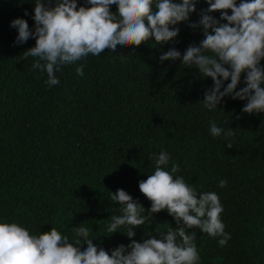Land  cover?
Returning <instances> with one entry per match:
<instances>
[{
    "label": "trees",
    "instance_id": "trees-1",
    "mask_svg": "<svg viewBox=\"0 0 264 264\" xmlns=\"http://www.w3.org/2000/svg\"><path fill=\"white\" fill-rule=\"evenodd\" d=\"M77 4L91 6L87 0ZM196 7L189 22L175 26L180 32L174 40L89 54L62 66L56 72L60 83L48 86L47 73L32 68L38 58L23 55L35 39L15 43L18 30L10 26L23 18L35 30V0H0V223H18L33 235L54 227L70 243L74 227L84 226L93 243L109 253L158 236V227L165 232L176 227L166 210L135 228L131 238L127 226L111 234L107 225L112 215L121 214L120 205L110 200L119 189L148 215L151 202L139 182L154 173V156L165 151L166 170L178 164L175 176L198 193H217L224 209L221 219L231 236L226 246L219 245L220 237L189 230L196 233L198 264H264V113L243 112L247 101L231 95L217 108H205L202 101L213 80L182 59L160 61L169 49L183 55L204 38L202 28L188 26L199 21L208 4L199 0ZM110 10L116 13L117 5ZM81 65L83 76L76 72ZM245 75L237 90L246 86ZM211 122L225 131L232 128L234 135L213 137Z\"/></svg>",
    "mask_w": 264,
    "mask_h": 264
},
{
    "label": "clouds",
    "instance_id": "clouds-1",
    "mask_svg": "<svg viewBox=\"0 0 264 264\" xmlns=\"http://www.w3.org/2000/svg\"><path fill=\"white\" fill-rule=\"evenodd\" d=\"M208 7L200 12L192 29L202 28L203 39L198 45H189L181 54L171 48L160 56V61L182 59L183 65L196 66L203 77H210L214 86L205 92L203 105L217 108L225 96L245 100L242 111L248 114L264 113V0H206ZM90 7H78L77 0H35L32 31L27 20L14 19L11 27L18 30L15 43H26L34 38L35 46L26 50L25 58H38L32 68L47 73L45 83H60L56 76L62 66L75 64L89 54L99 56L106 49L115 52L117 46L139 47L154 40L157 44L174 40L180 29L197 12L199 0H87ZM117 5L113 13L110 6ZM231 10V14L229 11ZM220 12L217 19L210 13ZM27 15V13H25ZM221 21H227L222 23ZM208 53H211L209 55ZM83 76V65L76 68ZM246 74L245 87L237 90L241 75ZM230 83L224 86L225 81ZM223 89V90H222ZM210 134L225 138L234 135L211 122ZM229 148L231 144L227 145ZM152 159V157H150ZM155 171L139 182V190L151 202L148 215L144 206L123 189L111 192L110 200L120 205V215H112L107 232L114 234L127 226L126 235L146 223L153 214L166 210L174 217L176 227L165 231L157 228L143 242L123 244L111 253L93 243L87 227H74V243L52 227L49 232L33 235L18 223H0V264H198L200 256L195 244L199 228L218 243L226 246L231 239L225 231L221 214L224 211L215 192L198 193L182 176H175L179 165L170 163L167 152L154 156ZM221 180L219 186L224 187ZM111 236V235H110ZM87 244L82 250V245Z\"/></svg>",
    "mask_w": 264,
    "mask_h": 264
}]
</instances>
